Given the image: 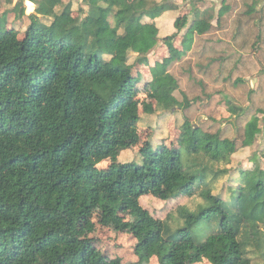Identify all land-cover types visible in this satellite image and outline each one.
I'll return each mask as SVG.
<instances>
[{
    "label": "trees",
    "instance_id": "1",
    "mask_svg": "<svg viewBox=\"0 0 264 264\" xmlns=\"http://www.w3.org/2000/svg\"><path fill=\"white\" fill-rule=\"evenodd\" d=\"M26 2L36 6L34 13L27 14ZM172 2L83 0L89 9H78L86 12L79 22L70 18L72 0L14 6L7 0L10 7L0 8V264H122L120 258L105 263L81 234L99 208L116 226L122 212L135 213L140 258L264 264V168L239 172L217 193L234 155L253 147L264 131V117H257L263 109L241 126L247 113L228 102L239 117L231 123L234 139L187 118L178 147L146 142L139 162L98 169L140 143L135 68L150 65V53L167 44L172 60L152 70L149 84L157 113L191 108L186 93L183 101L176 96L181 86L169 69L192 50L196 36L220 28L233 9L224 0L215 27L213 15L193 7L192 22L179 17L177 32L163 37L158 22L176 10ZM26 19V30L18 29ZM245 24L257 34L251 52L264 72V7L247 6L238 34ZM145 197L164 203L188 197L191 205L161 220L141 205Z\"/></svg>",
    "mask_w": 264,
    "mask_h": 264
},
{
    "label": "rangeland",
    "instance_id": "2",
    "mask_svg": "<svg viewBox=\"0 0 264 264\" xmlns=\"http://www.w3.org/2000/svg\"><path fill=\"white\" fill-rule=\"evenodd\" d=\"M167 1H173L172 4L176 6V10L170 13V16L164 15L162 21L158 22L160 35L163 33V37L177 32L174 23L179 17L188 15L191 23L194 17L193 7L203 14L213 15L212 23L217 27L218 14L224 0H200L194 3L192 0ZM72 2L75 12L70 18L74 22H79L85 17L86 12L80 14L77 12L78 9L84 8L87 11L89 8L83 4V0H72ZM226 2L233 9L222 20L220 28L204 37L196 36L192 50L182 61L173 63L169 69L181 86L176 96L183 101V95L186 93L192 100L191 108H184V110L174 108L157 113L156 102L149 88L152 70L164 68L172 60L167 44L161 42L149 55L150 65L137 66L134 70L138 83L136 100L139 103L141 115L140 143L122 153L118 159L112 157L102 162L98 165V169L108 170L115 164L139 162L141 149L146 142H151L154 146L165 144L169 148L178 147L181 126L187 118L206 131L216 132L218 129H223L226 137L234 139L237 130L231 123L235 124L239 117L227 108L228 102L241 113H247L240 119L241 126L250 121L257 110H264V72L251 52L257 34L251 24H245L242 34H238L239 19L244 18L247 6L261 10L264 7V0H226ZM0 5L2 10L10 7L7 0H0ZM32 10L33 6L27 5V11ZM27 22L26 19L23 25L17 24L18 29L22 28L25 31ZM11 23L9 27H12L13 23ZM186 31H182L179 35L177 41L179 47H182L184 43L183 37ZM237 80H241L242 83L235 86L234 83ZM257 117L263 118L264 114L259 113ZM261 128L264 129L263 125ZM259 136L253 147L242 148L234 155L230 166L231 173L229 177L220 180L217 193L226 189L230 177H237L239 172L251 170L257 166L264 168V159L261 154L264 151V131ZM189 202L188 197H181L167 203L145 197L141 200V205L155 218L165 220L171 213L176 215L180 206L191 205ZM92 213L88 222L82 225L81 234L89 241L90 247L101 254L105 263L120 258L122 264H159L154 254H148L144 258H140L137 254V240L133 236L131 227L135 216L133 211L120 214L122 219L120 226L106 222L101 208ZM180 264L194 263L188 259L181 261ZM198 264L210 263L204 261Z\"/></svg>",
    "mask_w": 264,
    "mask_h": 264
},
{
    "label": "crops",
    "instance_id": "3",
    "mask_svg": "<svg viewBox=\"0 0 264 264\" xmlns=\"http://www.w3.org/2000/svg\"><path fill=\"white\" fill-rule=\"evenodd\" d=\"M17 1H18V0H14V4H13V6L17 3ZM30 4L33 6V10H32L31 12H28V11H27V14H28V15L34 13L35 8H36V6H35L33 3H31V2H26V8H27V5H30ZM166 16H170V14H166Z\"/></svg>",
    "mask_w": 264,
    "mask_h": 264
}]
</instances>
